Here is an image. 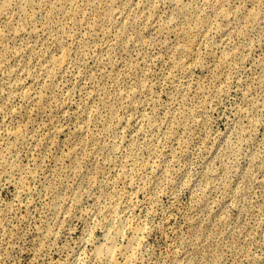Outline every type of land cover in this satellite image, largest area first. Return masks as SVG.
Masks as SVG:
<instances>
[{
  "label": "rangeland",
  "instance_id": "rangeland-1",
  "mask_svg": "<svg viewBox=\"0 0 264 264\" xmlns=\"http://www.w3.org/2000/svg\"><path fill=\"white\" fill-rule=\"evenodd\" d=\"M0 31V264H113L117 228L128 264H264V0H0Z\"/></svg>",
  "mask_w": 264,
  "mask_h": 264
},
{
  "label": "bare ground",
  "instance_id": "bare-ground-1",
  "mask_svg": "<svg viewBox=\"0 0 264 264\" xmlns=\"http://www.w3.org/2000/svg\"><path fill=\"white\" fill-rule=\"evenodd\" d=\"M23 32H24V30L22 28H17L15 30V32L13 33V38H18L19 36H21L23 34ZM37 32H38V30H34L32 32V35H35ZM0 38L3 41H5L7 39L5 32L0 31ZM41 55H42V53H41ZM15 56H21V55L19 53H16ZM50 63L53 66L63 68L65 66V58L60 57V58H55V59L50 60L49 66L48 67L45 66V68H49ZM11 73H12V75H14L13 72H11ZM14 73H16V72H14ZM124 233H125V230H123L121 228H117L113 231V233L110 232V234H108V236L106 234V239H108V242L106 241L107 244L105 243L106 245L105 246L103 245L104 247L100 250V253H101V255L105 256V258L108 260V262L110 261L113 264H118V261L120 260V258L123 259L124 264H128L129 262L132 261L133 255L135 252V251H133V247L135 249L134 245H135L136 241L138 242L139 237H138V239L136 238L137 240L135 239L136 241L135 240L131 241L129 239L130 240V243L128 244L129 246L128 247L126 246V248L123 246L124 249H121V248L117 247V242L120 238L124 237ZM135 234H136V232H135ZM134 238H135V235H134ZM134 238H131V239H134ZM139 242H140V239H139ZM97 250L99 251L98 248H97ZM97 253H99V252H97Z\"/></svg>",
  "mask_w": 264,
  "mask_h": 264
}]
</instances>
